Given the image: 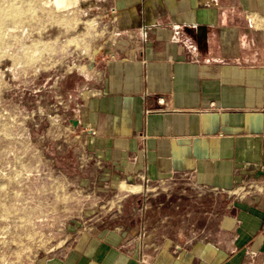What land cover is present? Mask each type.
I'll return each instance as SVG.
<instances>
[{
  "label": "crops",
  "instance_id": "0c3cea01",
  "mask_svg": "<svg viewBox=\"0 0 264 264\" xmlns=\"http://www.w3.org/2000/svg\"><path fill=\"white\" fill-rule=\"evenodd\" d=\"M84 1L64 115L142 203L47 264H264V0Z\"/></svg>",
  "mask_w": 264,
  "mask_h": 264
},
{
  "label": "rangeland",
  "instance_id": "374dc122",
  "mask_svg": "<svg viewBox=\"0 0 264 264\" xmlns=\"http://www.w3.org/2000/svg\"><path fill=\"white\" fill-rule=\"evenodd\" d=\"M88 4L0 0V264L62 258L83 230L142 203L64 115L60 80L95 30Z\"/></svg>",
  "mask_w": 264,
  "mask_h": 264
},
{
  "label": "water",
  "instance_id": "95a60500",
  "mask_svg": "<svg viewBox=\"0 0 264 264\" xmlns=\"http://www.w3.org/2000/svg\"><path fill=\"white\" fill-rule=\"evenodd\" d=\"M72 124H73L74 127H76L77 126V121H72Z\"/></svg>",
  "mask_w": 264,
  "mask_h": 264
}]
</instances>
